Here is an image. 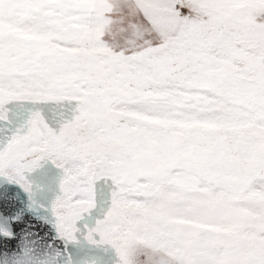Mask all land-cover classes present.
Masks as SVG:
<instances>
[{"label": "rangeland", "instance_id": "rangeland-1", "mask_svg": "<svg viewBox=\"0 0 264 264\" xmlns=\"http://www.w3.org/2000/svg\"><path fill=\"white\" fill-rule=\"evenodd\" d=\"M39 253L264 264V0H0V264Z\"/></svg>", "mask_w": 264, "mask_h": 264}, {"label": "bare ground", "instance_id": "bare-ground-1", "mask_svg": "<svg viewBox=\"0 0 264 264\" xmlns=\"http://www.w3.org/2000/svg\"><path fill=\"white\" fill-rule=\"evenodd\" d=\"M32 257V256H31ZM44 258H42V256H41V253H39L38 254V256L35 258V260L37 261V262H41L42 263V260H43ZM34 261V260H33Z\"/></svg>", "mask_w": 264, "mask_h": 264}, {"label": "water", "instance_id": "water-1", "mask_svg": "<svg viewBox=\"0 0 264 264\" xmlns=\"http://www.w3.org/2000/svg\"><path fill=\"white\" fill-rule=\"evenodd\" d=\"M48 253H49V254H51L50 252H48ZM32 260H35V258H33ZM51 260H53L52 254L50 255V257H49L48 261H49V262H51ZM48 261H47V262H48ZM47 262H46V263H47ZM34 264H38V262H37V261H35V263H34ZM39 264H41V263H39Z\"/></svg>", "mask_w": 264, "mask_h": 264}]
</instances>
